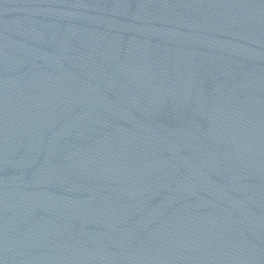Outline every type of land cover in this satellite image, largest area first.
<instances>
[{"label":"water","instance_id":"obj_1","mask_svg":"<svg viewBox=\"0 0 264 264\" xmlns=\"http://www.w3.org/2000/svg\"><path fill=\"white\" fill-rule=\"evenodd\" d=\"M0 264H264V14L0 0Z\"/></svg>","mask_w":264,"mask_h":264}]
</instances>
